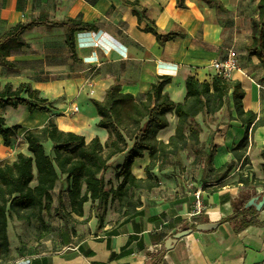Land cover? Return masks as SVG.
I'll return each mask as SVG.
<instances>
[{
	"label": "crops",
	"instance_id": "obj_1",
	"mask_svg": "<svg viewBox=\"0 0 264 264\" xmlns=\"http://www.w3.org/2000/svg\"><path fill=\"white\" fill-rule=\"evenodd\" d=\"M128 1H137L145 9L158 33H177L183 37L158 44L151 34L142 32L145 23L138 24L131 9L122 7L117 0H0V34L40 16L53 21L69 18L96 27L95 32L75 35L76 62L65 45L63 28L37 27L22 35L24 45L13 49L8 58L18 71L7 72L0 67V84L9 83L13 87L29 84L47 101L45 107L40 106L47 111L29 112L24 106L0 108L6 127H18L10 148L3 145L0 137V163L14 162L18 153L28 155L23 140L25 132L40 130L50 120L61 131L82 135L86 141L98 138L104 145L108 132L96 126L99 118L87 93L102 101L106 89L117 84L123 93H130L139 101L157 77L167 75L172 82L164 92L172 101L182 102L186 76H194L200 82L210 81L215 75L212 63L223 60L229 47L238 54V70L230 74L229 80L240 83L244 92L243 110L256 114L264 111V71L255 57L246 55V48L252 43L250 20L257 12L250 15L236 12L247 0H219L225 13L209 9L199 0H185V10L177 9L174 0ZM81 95L83 110L73 105ZM235 116L230 100L229 108L224 107L205 123L201 115L195 119L201 128L202 154L214 151L211 162L214 169L224 165L236 167L231 151L243 138L245 129L233 119ZM167 118L168 127L156 135L164 143L176 127L175 117L168 114ZM127 144L128 148L132 145ZM247 155L255 178L262 181L263 185L255 187L261 189L260 194L264 191V127L256 130ZM125 156L126 151L113 156L101 174L106 183H113V188L121 181L115 175ZM191 157L194 162L192 154ZM142 160L136 159L132 165L131 172L137 179H145L147 153ZM194 165L198 168L194 182L177 181L171 185L163 177L151 190L134 191L136 207L131 215L119 213L117 202L108 203L99 229L95 202L85 203L82 215L78 216L71 212L65 198L63 220L49 216L43 226L9 222L8 264H264V206L254 215L253 223L238 233L229 223H221L233 214L232 202L245 203L258 194L245 196L244 192L250 188L236 184L239 172L235 169L221 177L208 173V169L203 171L200 158ZM171 167L170 172L177 179L176 167ZM164 168L153 172L166 173ZM34 185L35 181L31 183ZM196 196L202 210L194 214ZM190 214L194 215L189 217ZM202 219L218 225L210 231L193 230L178 239L172 249L164 248L167 238L203 223ZM122 251L128 253L119 255Z\"/></svg>",
	"mask_w": 264,
	"mask_h": 264
},
{
	"label": "trees",
	"instance_id": "obj_2",
	"mask_svg": "<svg viewBox=\"0 0 264 264\" xmlns=\"http://www.w3.org/2000/svg\"><path fill=\"white\" fill-rule=\"evenodd\" d=\"M124 8H130L138 24L144 22L142 32L151 34L155 41L163 45L183 35L158 33L154 23L150 21L145 9L140 8L137 1L117 0ZM175 7L185 10V0H174ZM207 8L218 13L226 9L219 0H199ZM257 1V16L250 20V36L252 43L246 48L247 57H255L264 71V0ZM46 29L63 28L65 45L76 62L75 35L81 32H95L92 23H84L74 19L61 21L49 20L44 16L31 19L27 23H18L8 31L0 34V67L7 72H17L18 68L9 61L10 52L21 47L22 35L33 28ZM172 82L171 76H159L145 92L143 99L137 101L130 93H123L117 84L110 85L102 101L90 99L99 120L98 128L108 132V140L102 145L98 138L89 141L74 132L59 130L53 121H48L40 130L26 131L23 140L30 155L18 153L12 163H0V264L9 262L8 223L17 220L24 225L37 223L43 226L44 219L52 216L63 220L64 198L68 200L71 212L82 215L83 205L87 202L96 203L94 211L97 216L96 228L103 225L107 204L117 202L119 213L131 215L136 205L133 203V193L138 190H151L157 187L151 180L154 169L161 171L172 159L181 166L180 154L188 152L201 160L203 171L214 176L226 177L233 169L239 172L236 184L242 187H258L262 181L255 178L247 153L253 146V136L257 129L264 127V111L253 113L244 111L242 99L244 92L240 83L213 75L210 81H198L188 75L184 80L185 97L182 102L172 101L164 88ZM25 98H22V96ZM232 101L235 119L244 127L243 138L232 149L235 161L233 165H224L214 169L211 165L214 151L202 154L199 143L201 128L196 117L212 118L224 107L229 108ZM33 104V105H32ZM47 101L39 97V92L33 90L27 83L13 87L7 83L0 84V108L16 109L24 106L29 112L38 110L46 112ZM176 119L173 135L167 143L156 139L158 132L169 125L167 115ZM18 127H6L5 119L0 116V137L5 147L14 144ZM128 142L132 145L128 148ZM50 144V154L45 150V144ZM126 151L125 159L116 173L115 178L121 179L113 188L110 182H105L101 176L108 168V161L115 155ZM148 155V164L144 168L145 179H137L131 169L136 159ZM264 172V165L262 166ZM64 177V178H63ZM35 181V185L31 183ZM66 184L61 189V182ZM57 190V191H56ZM264 191L255 197L258 199ZM55 200V205L53 201ZM246 203V202H245ZM243 201L232 202L233 214L221 221L233 226L238 233L253 223L257 210L247 207ZM206 219H202L205 222ZM195 226V225H194ZM194 226H191L194 229ZM128 253L120 252L119 255ZM111 257H115L112 254Z\"/></svg>",
	"mask_w": 264,
	"mask_h": 264
},
{
	"label": "rangeland",
	"instance_id": "obj_3",
	"mask_svg": "<svg viewBox=\"0 0 264 264\" xmlns=\"http://www.w3.org/2000/svg\"><path fill=\"white\" fill-rule=\"evenodd\" d=\"M255 11L257 12L256 5H253L250 0H247V3H243L242 5H240V9H238V8L236 9L237 13L243 14L245 12L248 15L252 14ZM245 17L248 18L249 16H245ZM240 28H242V26H240ZM182 87H183V85H182ZM86 96L90 99H93V97H94V95L90 94V93H87ZM82 102H83V100H82V95H81L78 99L74 100L73 105L78 107L80 110H83L84 106H83ZM9 114H11V113H9ZM169 119L171 120L172 118H169ZM45 150L48 154H50V146L49 145H45ZM181 155H182V157L180 158L182 160L181 166H176L175 165L176 163L172 159L168 160V162L164 168L165 171L167 170L166 173H162V174L156 173L155 174L153 171L151 172L152 182L153 183L155 182L156 185L158 186V181H161L163 177H166L167 179H169L170 180L169 184H171V185H175L177 183V181H179V182L183 181L184 183L188 182V181L194 182L196 174H198L195 172H196V169H198V168H195L196 166L194 165L192 157L190 158V154L181 153ZM140 162H143V160L141 159ZM171 166L176 167V170L178 172L176 174L177 179H175L174 175H172V173L170 172V168H172ZM135 168H137V167H134L133 170ZM168 173H169V175H167ZM107 178H108V173L105 174V179H107ZM61 183H62L61 189L64 190L66 184L63 181ZM111 184L113 186V183H111ZM260 190H261L260 188L252 187V188L246 190L244 193H245V196L248 197V196L253 195V194H255V195L258 194V191H260ZM11 235H12V232H11Z\"/></svg>",
	"mask_w": 264,
	"mask_h": 264
},
{
	"label": "built area",
	"instance_id": "obj_4",
	"mask_svg": "<svg viewBox=\"0 0 264 264\" xmlns=\"http://www.w3.org/2000/svg\"><path fill=\"white\" fill-rule=\"evenodd\" d=\"M238 55L236 50L232 47L226 49L225 57L223 60L215 61L212 63L211 67L215 72V75H218L222 78L229 79L230 74L234 71L238 70ZM77 108H75V111ZM237 171V170H236ZM202 210L200 205L199 198L196 196V203H195V213L197 214ZM194 214H190L189 217L193 216Z\"/></svg>",
	"mask_w": 264,
	"mask_h": 264
},
{
	"label": "water",
	"instance_id": "obj_5",
	"mask_svg": "<svg viewBox=\"0 0 264 264\" xmlns=\"http://www.w3.org/2000/svg\"><path fill=\"white\" fill-rule=\"evenodd\" d=\"M246 206H253L257 211L261 210V208L264 206V195L261 196L260 199L257 197L250 198L249 200L246 201ZM217 223H208V222H203L196 224L194 226V229L192 228H185L177 233H175L172 237L167 238L164 241V248L166 250H170L173 248V246L176 244L178 239H181L195 231H210L213 230L217 227Z\"/></svg>",
	"mask_w": 264,
	"mask_h": 264
},
{
	"label": "bare ground",
	"instance_id": "obj_6",
	"mask_svg": "<svg viewBox=\"0 0 264 264\" xmlns=\"http://www.w3.org/2000/svg\"><path fill=\"white\" fill-rule=\"evenodd\" d=\"M27 154L30 155V154L28 153V151H27Z\"/></svg>",
	"mask_w": 264,
	"mask_h": 264
}]
</instances>
